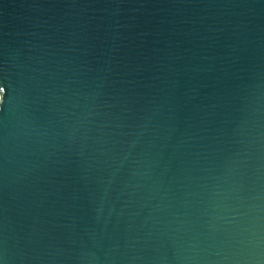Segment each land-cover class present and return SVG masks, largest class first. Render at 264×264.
Masks as SVG:
<instances>
[{
  "label": "water",
  "instance_id": "obj_1",
  "mask_svg": "<svg viewBox=\"0 0 264 264\" xmlns=\"http://www.w3.org/2000/svg\"><path fill=\"white\" fill-rule=\"evenodd\" d=\"M0 264H264V0H0Z\"/></svg>",
  "mask_w": 264,
  "mask_h": 264
},
{
  "label": "clouds",
  "instance_id": "obj_2",
  "mask_svg": "<svg viewBox=\"0 0 264 264\" xmlns=\"http://www.w3.org/2000/svg\"><path fill=\"white\" fill-rule=\"evenodd\" d=\"M3 92V89H0V93H2ZM3 103V99H2V97H0V104H2Z\"/></svg>",
  "mask_w": 264,
  "mask_h": 264
},
{
  "label": "snow or ice",
  "instance_id": "obj_3",
  "mask_svg": "<svg viewBox=\"0 0 264 264\" xmlns=\"http://www.w3.org/2000/svg\"><path fill=\"white\" fill-rule=\"evenodd\" d=\"M0 89H3V88H0Z\"/></svg>",
  "mask_w": 264,
  "mask_h": 264
}]
</instances>
